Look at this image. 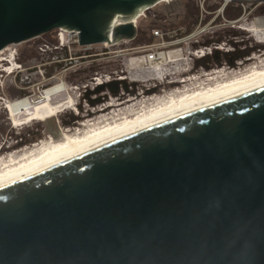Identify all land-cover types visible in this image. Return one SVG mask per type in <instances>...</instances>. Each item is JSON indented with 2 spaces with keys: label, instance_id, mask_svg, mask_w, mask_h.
<instances>
[{
  "label": "water",
  "instance_id": "obj_1",
  "mask_svg": "<svg viewBox=\"0 0 264 264\" xmlns=\"http://www.w3.org/2000/svg\"><path fill=\"white\" fill-rule=\"evenodd\" d=\"M166 1L0 0V52L134 41ZM0 264H264V83L0 184Z\"/></svg>",
  "mask_w": 264,
  "mask_h": 264
},
{
  "label": "rangeland",
  "instance_id": "obj_2",
  "mask_svg": "<svg viewBox=\"0 0 264 264\" xmlns=\"http://www.w3.org/2000/svg\"><path fill=\"white\" fill-rule=\"evenodd\" d=\"M188 1L189 0H178L174 4L162 3L147 11L145 15L140 18L137 27V38L141 30L145 31L147 38L153 37V44L150 45L146 43L136 44V38L134 41H125L116 46H111L110 48L96 45L90 50H82L76 55H68L67 59H65L64 55H60L59 53H55L58 57L55 56L54 58L39 55L36 50L37 46L43 43H57V33L54 31L42 36L41 39L36 38L26 43L10 46V49L5 51L6 53L2 55V57L6 58L10 53L15 52V54H17V61L23 65L24 72L18 76L16 82L12 77L4 76L1 78L0 73V161L7 160L10 156L22 155L35 148L36 145L47 142L49 137L60 140L62 134L66 131L72 130L71 135H73V133H75L73 130L77 128L83 129L82 125L96 122L101 124L103 121L106 122L104 120L106 118L107 121L111 122L114 115L116 116L114 117L117 118V116L120 115L119 112L121 113L127 108H143V106H147L150 102L152 103V99L167 96L169 94L171 95V93L176 90H183V88H165L163 92L150 93L146 96L147 92L156 88V85L159 86L160 83L167 85V81L164 77L171 80L182 77L185 73H192L190 79H188L189 82L187 80L186 86L190 87L192 85L196 88L201 83H208L209 79L212 77L221 76L222 78H219L221 80L228 76L233 78L236 75L248 72V69L254 66H264V44L259 43V40L264 41V30L259 35L260 37L254 36L253 32L247 30L256 24L255 21L258 18H264V14L262 13V9H264V0H231L227 5L228 7H225V2L219 1V9L217 10L219 16L217 17L216 14L207 16L205 14L207 17H203V25L207 26L208 24L206 23L212 21L211 19H216L215 23L212 24V27L208 28L207 31L214 32L218 35L217 37H219L221 42L227 43L228 45H224L223 47H225V49H232L233 51L230 53L235 52L236 55L233 57V61H226L223 58L221 64L217 62L210 64L211 61L207 59L203 64L204 68H198L196 67L198 60L192 55H189L187 51L188 47H190V49L195 47L193 41L190 40L187 44L175 46L182 48L183 52L182 54L173 55V57L170 56V59H178V61L169 64L164 63L161 66L163 81L155 80L157 78L153 76V72H148L147 64L142 63L137 68L132 67L133 65L131 64V66L129 61L132 58L141 56L139 55L140 53L138 54L137 52L142 47L161 42L155 39V31L174 34L186 32L188 26L184 25V21H187L185 20L187 16L184 5ZM191 1L197 6L198 0ZM215 5H217L216 0H208L205 4L206 11L214 12L211 8ZM226 10L229 12V16H238L239 12H241V14L238 19L230 20L224 15V13L226 14ZM238 10L241 11L238 12ZM159 15H162L161 17L163 18H160ZM209 17H211V19L206 22ZM199 19H201V17H199ZM198 24L193 27L192 30H195ZM216 24H218V26ZM151 27H153V29ZM216 35H210L213 41H218L216 40ZM222 54L224 55V53ZM71 56H73L72 59H70ZM189 56L193 60L189 59ZM52 61H55L53 62L55 64H52ZM263 66L262 68H264ZM132 68H134V70ZM50 70H52V73L48 75ZM96 74H109L112 76L121 75L128 77V79L133 82L141 81L139 82L141 86H139L137 94L143 97H138L136 100L126 102V100H118L114 96L105 100L104 95H92L90 96L91 100H96L98 98L103 99L100 104L92 106L89 99H86V94L82 86L87 84L92 77H96ZM15 83L17 85H15ZM57 84H64L67 87L68 95L75 100V107L72 106L70 109L46 122L35 121L30 123L24 120L25 123L23 122L20 126H13L9 119V113L7 109H5L6 107L4 108V103L1 102V98H3L5 102L17 101L24 99L20 96V92H24L27 94L26 98L34 96V99H36L42 94V91ZM15 94L17 95L15 96ZM67 97V95L63 94L59 96L54 103H58V101L62 100L65 101ZM132 97H134V95L130 97L126 96L125 98ZM144 102L145 105H143ZM113 103L115 105L109 109L110 112H102ZM99 110H101V112H99ZM96 112L99 113L97 114Z\"/></svg>",
  "mask_w": 264,
  "mask_h": 264
},
{
  "label": "bare ground",
  "instance_id": "obj_3",
  "mask_svg": "<svg viewBox=\"0 0 264 264\" xmlns=\"http://www.w3.org/2000/svg\"><path fill=\"white\" fill-rule=\"evenodd\" d=\"M255 22L256 24L247 30L249 32H253L254 36L257 37L264 30V18H258ZM259 43L264 44V41L259 40ZM105 45L112 46L108 43ZM4 53L5 52H2L0 55H3ZM152 59L153 58L150 57L146 60V63H148L147 70L148 72H153L154 75H152L157 78L155 80L161 81H163L161 66L164 63L169 64L171 62L178 61V59L169 60L165 55L160 56L161 61L158 60L157 62H152ZM136 62L137 61H133L132 65L137 68L139 63ZM262 66L257 65L248 69V72L236 76L232 75L234 76L233 78L228 76L221 80L219 79L222 78L221 76L215 78L212 77L209 79L208 83H201L196 88L191 84L190 87L183 86V90L173 91L171 95L169 94L158 98L155 97L156 99L151 98L152 103L150 102V104L143 106V108H127L125 111L123 110L121 113L119 112L120 115H118L117 118H115L116 116L114 115L115 117L113 116L111 122L107 121L106 118L104 119L106 122L103 121L101 124L96 122L82 125L83 129L77 128L76 130H73V132H75L73 135H71L72 130L66 131L62 134V138L60 140L49 137L47 142L36 145L35 148L23 153L22 155L10 156L9 159L0 161V184L192 106L219 99L264 83V68H262ZM132 69L134 70V68ZM187 80L185 84L187 83ZM67 90L68 89L64 84H57L44 90L36 99L32 96L13 102H6V109L14 123V126H20L24 120L25 122L30 123L35 121L46 122L60 113L70 109L72 106L75 107V100L68 95ZM63 94L68 96L67 100L54 103V101ZM114 105V103L111 104L102 112L109 111V109ZM143 105H145V102ZM99 112H101V110H99Z\"/></svg>",
  "mask_w": 264,
  "mask_h": 264
},
{
  "label": "built area",
  "instance_id": "obj_4",
  "mask_svg": "<svg viewBox=\"0 0 264 264\" xmlns=\"http://www.w3.org/2000/svg\"><path fill=\"white\" fill-rule=\"evenodd\" d=\"M176 1H178V0H167L165 3H174ZM207 1L208 0H198L197 1L198 2L197 7H199V9H200L199 17H201V19H199V24L196 27L197 29L195 28V30H193L189 34H185V32H182L181 34H178V33L174 34V33H170V32L169 33H163L161 31H155L154 32L155 39L157 41L159 40L161 42H159L158 44L151 45V46L142 47L137 52L138 54L140 53L139 55H141V56L130 59V61H129L130 65L133 63V61H137L136 63H139V65L142 62H144V64H148V63H146V60H147V58H150V57L153 58L152 62H157L158 60H160L161 55H165L167 59L171 60L170 56L173 57V55L182 54V52H183L182 48L175 47V46L184 44V41H187V40H188L187 42L192 40L193 45H198L197 48L194 47L193 49L188 50V52H189L188 54L192 55L196 60H203L206 58L211 59L214 55H216L217 52L224 53V54L232 52L233 51L232 49H230V48L225 49V47H223L224 45H228L225 42H221L219 44L217 42H215V44L211 43L210 45H203L202 44V43H204L205 38L211 37L210 35L215 34L214 32H208L207 29L212 27V24H214L216 21V19H214V20L211 19L212 21H209L208 23H206V24H208L206 26V25H203V22H204L203 17H207L208 15H211V14H216L217 17L219 16V13H217V11H214V12H207L206 11L205 4ZM216 1H217V5H218L219 4L218 2L221 0H216ZM223 2H225V7H226L231 2V0H223ZM146 12H144L142 15H140L139 19L134 21L135 27H138V21L140 20L141 17H143L145 15ZM205 14L207 16H205ZM55 32L57 33V35H56L57 43L56 44L43 43L40 46H37L36 50L38 51L39 55L54 58L55 56L58 57L55 53H57V54L59 53L60 55H64L65 59H67L68 55H76L78 52H80L82 50H85V51L90 50L93 46H96V45H91V46L80 45L78 32L64 31V30H57ZM182 34H184L185 37L183 39L176 40V39L180 38ZM178 35H179V37H178ZM38 38L41 39L42 36L38 37ZM105 44L106 43L99 44V45L104 46L105 48L111 47L108 45L106 46ZM8 49H10V46L7 47L2 52H5ZM2 52H0V54ZM72 57L73 56H71L70 59H72ZM188 58L193 60L190 56ZM53 62H55V61H52L51 63L55 64ZM56 62H58V61H56ZM132 67H134V66H132ZM23 72H24L23 65L17 61V54H15V52L10 53V55L6 58L2 57V55H0L1 78H3L4 76L12 77V79H14L16 82V80H18L17 79L18 76L20 74H22ZM123 79L124 78L121 75L112 76L109 74H96V77H92V79L82 87L85 91V94H87L88 92H94L100 86H106V85H109L113 82L122 81ZM0 84H1V79H0ZM15 85H17V84L15 83ZM75 88H77V87H75ZM105 94H109L108 89H106L103 93H101L102 96ZM1 102L4 103V108H5L7 105H6V102L4 101L3 98H1ZM7 102H10V101H7ZM13 125H14V123H13Z\"/></svg>",
  "mask_w": 264,
  "mask_h": 264
},
{
  "label": "flooded vegetation",
  "instance_id": "obj_5",
  "mask_svg": "<svg viewBox=\"0 0 264 264\" xmlns=\"http://www.w3.org/2000/svg\"><path fill=\"white\" fill-rule=\"evenodd\" d=\"M221 1H223V0H221ZM217 26H218V24H216ZM214 35H216V34H214ZM185 37V35H183V36H181L180 38H178V39H176V40H179V39H183ZM216 40H218V41H213L212 39H211V37H207V38H205V40H204V43H202L203 45H210L211 43L212 44H215V42H217L218 44L219 43H221V41H220V39H219V37H217V35H216ZM188 41V40H187ZM187 41H184V44H187L188 42ZM182 45V44H181ZM177 46H179V45H177ZM184 46V45H183ZM189 46H190V44H189ZM195 46V48H197L198 47V45H194ZM185 47V46H184ZM190 49V47H188L187 48V51ZM235 53V52H234ZM233 53V54H234ZM232 54V53H231ZM223 56V54L222 53H220V52H217L216 53V55H214L211 59L210 58H206V59H203V60H198V62H197V64H196V67H200V68H204L203 67V64L205 63V61L208 59V60H212V59H214V61H215V59H219V61H220V57H222ZM217 62V63H220V62ZM201 64V65H200ZM209 64V63H208ZM210 64H212V63H210ZM191 74L192 73H190V74H188V73H185V75L183 74L182 75V77H177V78H174V79H171V80H168L167 79V77H165V79H166V81H167V85H163V83H160V85L158 86V85H156L155 87V89H153L152 91H149L147 94H146V96L148 95V94H150V93H160V92H163L164 91V89L165 88H168V89H180L181 87L183 88V86H186V84H185V82H186V80L187 79H190V77H191ZM189 75V76H188ZM124 79L122 80V81H119V86H118V88H119V93H118V95L116 96V98L119 100V99H121V100H126V102H128V101H130V100H136L138 97H143L142 95H140L139 96V94H137L138 92H137V90H138V88H139V86H141V85H139L140 83L139 82H137V81H135V82H132L131 80H129L128 79V77H126V76H122ZM157 84V83H156ZM181 88V89H182ZM147 90H149V89H147ZM132 95H134V97H132V98H125L126 96H128V97H130V96H132ZM105 97V100H108L109 99V97H113L112 96V94L110 93V91H109V94H105L104 95ZM101 100H103L102 98H101ZM9 119L11 120V122H12V124H13V121H12V119L10 118V116H9ZM14 126V125H13Z\"/></svg>",
  "mask_w": 264,
  "mask_h": 264
},
{
  "label": "trees",
  "instance_id": "obj_6",
  "mask_svg": "<svg viewBox=\"0 0 264 264\" xmlns=\"http://www.w3.org/2000/svg\"><path fill=\"white\" fill-rule=\"evenodd\" d=\"M174 3H172V4H174ZM184 9L186 11V16H187V17H185V20H187V21H184V23H185L184 25H187L188 28H189V29L188 28L186 29L185 34H189V33H191L193 31L192 30L193 27H195L198 24L200 11H199L198 7L195 5V3H193L191 0H189L184 5ZM218 9H219V4L218 5H215L214 7L211 8V10H213V11H217ZM239 11H241V10H238V12ZM262 11H263L262 13L264 14V9H262ZM240 14H241V12H239L238 16H236V15L235 16L234 15L229 16V12H227V10H226V14L224 13V15L227 16V18L230 19V20H236V19H238L239 16H240ZM161 16L162 15H159L160 18H163ZM210 19H211V17H209L208 20H206V22L209 21ZM151 28L153 29V27H151ZM157 28H162V27H157ZM146 35H147L146 32L143 31V30H141L139 32V37L137 38V40H135L136 44H144V43H146L147 45L153 44V37L147 38ZM183 35L184 34H182L181 36H183ZM235 55H236L235 53L234 54L233 53L232 54L231 53H226L222 57H220L221 58L220 61H219V59H215V61H214V59H212L210 63L214 64L213 62L216 63V62L219 61L220 64H221V61L223 60V58L226 61L227 60L233 61L232 59H233V57ZM51 73H52V70H50V72L48 73V75H50ZM16 95L17 94H15V96ZM20 96H22L23 98H26L27 94L24 93V92H20Z\"/></svg>",
  "mask_w": 264,
  "mask_h": 264
}]
</instances>
